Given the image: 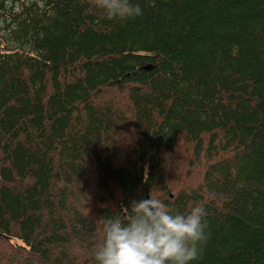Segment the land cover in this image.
<instances>
[{
	"label": "trees",
	"instance_id": "trees-1",
	"mask_svg": "<svg viewBox=\"0 0 264 264\" xmlns=\"http://www.w3.org/2000/svg\"><path fill=\"white\" fill-rule=\"evenodd\" d=\"M133 3L0 0V264H95L150 194L205 208L192 264H264V0Z\"/></svg>",
	"mask_w": 264,
	"mask_h": 264
},
{
	"label": "clouds",
	"instance_id": "clouds-1",
	"mask_svg": "<svg viewBox=\"0 0 264 264\" xmlns=\"http://www.w3.org/2000/svg\"><path fill=\"white\" fill-rule=\"evenodd\" d=\"M108 20L126 23L142 15L133 0H88ZM123 216V219L121 218ZM206 210L196 205L187 214L169 211L151 194L129 207L103 216V240L94 252L95 264H192L208 240Z\"/></svg>",
	"mask_w": 264,
	"mask_h": 264
},
{
	"label": "rangeland",
	"instance_id": "rangeland-1",
	"mask_svg": "<svg viewBox=\"0 0 264 264\" xmlns=\"http://www.w3.org/2000/svg\"><path fill=\"white\" fill-rule=\"evenodd\" d=\"M124 97V96H123Z\"/></svg>",
	"mask_w": 264,
	"mask_h": 264
}]
</instances>
